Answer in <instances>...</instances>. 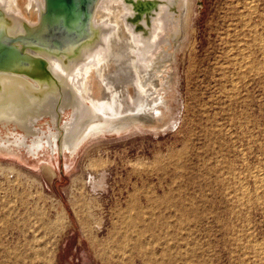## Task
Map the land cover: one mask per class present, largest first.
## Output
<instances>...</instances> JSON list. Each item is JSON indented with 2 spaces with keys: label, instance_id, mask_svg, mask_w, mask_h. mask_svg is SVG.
Returning a JSON list of instances; mask_svg holds the SVG:
<instances>
[{
  "label": "rangeland",
  "instance_id": "rangeland-1",
  "mask_svg": "<svg viewBox=\"0 0 264 264\" xmlns=\"http://www.w3.org/2000/svg\"><path fill=\"white\" fill-rule=\"evenodd\" d=\"M174 68L164 129L0 148V264H264V0H195Z\"/></svg>",
  "mask_w": 264,
  "mask_h": 264
},
{
  "label": "bare ground",
  "instance_id": "bare-ground-1",
  "mask_svg": "<svg viewBox=\"0 0 264 264\" xmlns=\"http://www.w3.org/2000/svg\"><path fill=\"white\" fill-rule=\"evenodd\" d=\"M139 1L153 6L137 17ZM194 5L195 0H99L92 20L94 37L74 55L31 50L48 61L57 82L41 81L47 90L38 96L40 81L1 73L0 126L6 131L0 135V148L21 149L32 140L33 148L26 150L37 155L41 149L36 143L45 139L57 152H70L106 133L164 129L172 123L171 102L176 101L168 83L188 40ZM44 8L45 0H0V29L10 37L22 35L25 23L39 24ZM92 183L95 191L103 177H94Z\"/></svg>",
  "mask_w": 264,
  "mask_h": 264
},
{
  "label": "water",
  "instance_id": "water-1",
  "mask_svg": "<svg viewBox=\"0 0 264 264\" xmlns=\"http://www.w3.org/2000/svg\"><path fill=\"white\" fill-rule=\"evenodd\" d=\"M98 1L45 0L37 26L25 23L24 34L16 37H10L0 29V75L14 73L40 82L56 83L48 61L30 51H44L54 56L74 55L81 44L94 37L92 20ZM152 6L151 1H139L134 7L136 16L144 14ZM134 20L132 22H136Z\"/></svg>",
  "mask_w": 264,
  "mask_h": 264
}]
</instances>
